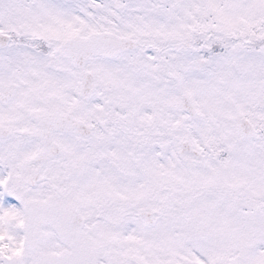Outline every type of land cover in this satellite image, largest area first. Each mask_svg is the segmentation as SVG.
I'll return each mask as SVG.
<instances>
[{
  "label": "snow or ice",
  "instance_id": "obj_1",
  "mask_svg": "<svg viewBox=\"0 0 264 264\" xmlns=\"http://www.w3.org/2000/svg\"><path fill=\"white\" fill-rule=\"evenodd\" d=\"M0 264H264V0H0Z\"/></svg>",
  "mask_w": 264,
  "mask_h": 264
}]
</instances>
